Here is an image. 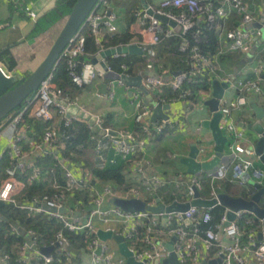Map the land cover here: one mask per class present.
Returning <instances> with one entry per match:
<instances>
[{
	"label": "built area",
	"instance_id": "2783aa9c",
	"mask_svg": "<svg viewBox=\"0 0 264 264\" xmlns=\"http://www.w3.org/2000/svg\"><path fill=\"white\" fill-rule=\"evenodd\" d=\"M14 5L15 10L21 8V0H7ZM147 3L145 0H138L132 11L125 19L124 33L129 37L125 44L119 46L136 45L142 50L141 55L146 59V68L143 75V84L150 90L152 96L157 88L170 82L173 90H181L190 75L181 71L173 75L169 69H164L160 74L156 73L155 62L157 61V46L172 37H181L180 51L191 52V66L194 72L208 71L213 78H220L227 82L229 90L236 93L232 103L228 105L225 95L220 103V111L223 115L220 125L224 135L228 138L225 153L229 155L232 163L230 175L227 167L218 173L209 175L212 184L216 179L230 176L234 182H243L245 175H250L255 183L263 185L264 169L257 166L255 159L259 156L255 152V147L248 143L244 129L240 128L233 118V110H244L249 107V100L264 94V64L259 63L253 70L255 77L239 78L232 75L218 77L220 69V56L228 52H240L249 54L256 40L264 36V22H260L256 15L255 8L249 0H152ZM152 11V13L150 12ZM27 14L32 16V12ZM233 14L240 16L239 23L232 28L225 27L227 21ZM156 15H162L169 21L176 23V26L169 22H163ZM199 21H205L212 25L219 34L220 42L227 40L228 44L223 49H219L214 58L203 54L198 46L190 48L186 34L191 31ZM178 26L181 29H177ZM90 30L96 38V42L101 44L105 32L115 34L120 32L119 16L113 9L112 0H99L92 9L84 24L75 36L68 43L60 55V61H65L68 66L69 76L72 82L79 87H86L94 83L99 78H104V74L99 71L91 61L81 63L80 57L87 54V36L84 29ZM196 40H200L201 33L196 31ZM116 47V46H115ZM104 50V49H103ZM128 53H116L115 58H126ZM105 59L108 70L121 75L130 76L127 71L129 65L125 62L121 64L122 71L115 70ZM0 69L7 76H12L10 71L2 66ZM130 88L122 79L109 80L107 92L109 98H115V84ZM134 99L138 111L135 120L141 126L142 138L131 133L115 130L108 125L103 118L95 113H91L80 105V97L73 96L65 88L60 87L53 81V73L45 79L40 88L30 96L23 107L10 114L0 121V139H7V148L0 155V161L4 155L10 159V166L6 169L7 177L0 185V201L15 203L23 210L35 214H47L56 218L63 224V228L72 232H87L86 250L90 253L92 264H127L124 256H117L109 241L102 242L98 237L99 228L97 220L102 224H114L118 226L112 229L115 233L125 237L129 248L134 252L137 260L145 264H161V258L168 256V250L164 247L167 239L175 236V251L179 260L183 264H201L209 261V251L217 248L216 258H221L219 264H264V241L257 239L259 228H264V217L253 218L251 214L244 210L236 211L235 221L228 219L227 210L221 218V222L211 225L213 219L210 209L192 206L185 212H163L154 213L150 210L128 212L115 205L106 207L105 202L113 198L141 199L148 206H157L164 203L157 195L164 184L163 178L145 168L142 162L134 163L132 175L140 186L113 188L107 183L95 177V175L82 163L72 162L61 157V152L65 148L64 139L67 134H60L59 128L49 127L42 136L35 138V133L28 119L51 121L55 110L60 121L65 127H71L76 121L84 120L77 115L68 114V106L77 104L81 109L87 111L96 118L91 128L101 130L102 137L97 140L96 159L101 165L106 162L115 163L116 158L108 159L107 153L112 151L121 160L128 161L140 156L147 145L145 140L154 134H162L167 127H175L170 120L166 123H155L151 125L147 118L151 114L152 106L146 103V95L137 87ZM211 95V93H204ZM158 102L167 103L163 98H158ZM67 103V105L64 104ZM86 121V120H85ZM88 122V121H87ZM146 137V138H145ZM29 150V151H28ZM201 151H204L202 148ZM54 155L61 160L65 170V186L61 187L55 181V188L58 190L53 194L34 196L24 202L16 201L15 195L24 187L23 179L17 178L19 170L29 168L32 170L30 181L42 179L44 172L36 165L35 160H28L29 154ZM38 155V156H39ZM146 167L152 168V164L146 161ZM203 174L195 175L188 185L187 197L191 200L195 194V187L201 192ZM85 192L89 195V210L84 206L79 198L74 200L76 192ZM214 190L211 197H216ZM209 197V198H211ZM180 201V200H175ZM42 205L54 209L49 211ZM167 205V204H166ZM65 207L64 213L60 210ZM248 214L247 222L254 225L248 233L244 231L239 220ZM3 218L0 214V223ZM228 223V224H227ZM259 224V225H258ZM258 225V226H256ZM12 230L20 232V228L12 225ZM34 230H28L27 236L34 238ZM224 236L229 240L225 241ZM51 246L59 248V252L70 255L72 247L71 240L63 230L56 234L55 241ZM10 255L0 254V264H8ZM39 259L42 264H61L62 261L52 254L44 255L37 246L36 241L27 240L19 247L18 261L21 264H31L33 260Z\"/></svg>",
	"mask_w": 264,
	"mask_h": 264
},
{
	"label": "crops",
	"instance_id": "0c3cea01",
	"mask_svg": "<svg viewBox=\"0 0 264 264\" xmlns=\"http://www.w3.org/2000/svg\"><path fill=\"white\" fill-rule=\"evenodd\" d=\"M60 1L61 0H23V8L21 7L22 9L15 10L13 4L10 2L7 0H0V66H2L5 70L10 71L13 75L26 77L40 65L57 38L59 34H56L58 29L64 25H62V19H54L55 23L47 28L48 24L50 25L51 23L44 20L45 16L55 9ZM137 1L138 0H112L113 9L119 16L120 26V32L115 34H124L125 19L132 11ZM145 1L147 3H153L152 0ZM249 2L251 5H253V8H255L254 10L260 22H264V0H249ZM28 11L32 12L33 15L29 16L27 14ZM239 21L240 16L233 14L232 17L225 21V27H235ZM40 29L42 31H40ZM109 35H111V33L105 32L103 39ZM102 44H99L101 48L98 53L103 49L115 47H104ZM226 44H228V41L222 40L220 42V49H224ZM254 46L249 54H243L240 52L225 53V56L223 57L224 59L219 61L220 69L218 70V77H223L226 75H232L239 78L255 77L253 72L254 68L259 63L264 64V36L261 39L256 40ZM7 50L10 59H8L5 54V51ZM249 55L251 56L249 57ZM129 58L135 59V57ZM12 61L15 64L13 67L11 66ZM145 68L146 67H143L139 69L136 74H132L129 72L131 69L129 67L127 73L130 76H138L144 72ZM155 70L157 74L161 73L158 68ZM108 82L109 80H106L105 78H99L94 83L86 87H75L74 91L68 88L65 89L72 93L73 96H79L81 98L80 105L82 108L91 113L100 115L103 120L108 125L113 126L115 130L131 133L142 138V131L139 129V126L135 120L136 113L138 111L136 101L134 99V93L137 91L136 86L129 85L130 88L126 89V87L116 83L115 98L111 99L109 98V94L106 89ZM210 93L211 95H204L203 93L200 96V101L196 105L195 110L190 109L191 107L188 101L183 98H174L167 101V103L171 104V109L165 110L164 112L170 116L168 120L174 123L175 127H170L167 124L168 122H165L167 120L161 118L155 122L152 121L154 110H151V114L147 118V121L151 125L158 122H164L169 128H166L167 130L165 129L166 131H164V134L159 135L153 133L152 136L147 138L148 140H145L147 145L146 150H144L143 153L137 158L130 159L131 162L129 163L131 164H127V169L124 171L126 179L124 187H129L132 185L140 186V183L135 181L132 175L131 166L137 162H142L147 170L154 174H158L163 178L164 184L160 189L166 190L164 191L165 194H167L169 189L180 188V185L183 184L188 187L190 181L195 175H192L188 172L187 166L182 164L180 159L189 155L193 145H197L200 148V151L202 148L204 149V151H201L199 161H209L216 155L215 140L213 138L212 131L203 126V122L205 120H210L213 117V113L210 111L209 107L205 105V101L212 96V89L210 90ZM235 96V91L229 89L225 91V99L227 100L228 105L232 103ZM256 101L259 105L264 107V94L257 96ZM233 118L237 125L244 129L246 135L248 133L249 135H254L257 137L256 133L249 128V125L253 124L257 120L256 114L250 105L244 110L234 109ZM58 126L59 125L56 127ZM3 141L7 143V139L3 137L0 139V144ZM248 143H250L249 140ZM255 146L256 145L254 144V147ZM38 155V153H35V156L29 154L27 159L30 161L33 159L35 160ZM91 156L94 158V160H96V151ZM225 156V160L213 170L201 172L203 177L207 176V178H209V175L218 173L221 169L225 170V167H227V170L229 171L228 175H230L232 163L227 152L225 153ZM107 157L109 160L112 158L120 160V158L115 156L114 152L112 151L107 153ZM146 161H149L152 164V168L146 167ZM255 161L257 166L264 169V165L261 163L258 157L255 159ZM106 163H108V161ZM217 181L230 182L232 185H230V187L224 193L234 197L245 195L251 190V187L254 186L255 183L248 174L244 176L242 183L231 181L230 176L216 179L214 183ZM218 186L220 187V185ZM214 190L216 193H219L217 189H213L210 193V196L206 198L211 197ZM186 195L187 192L182 197V199L178 200L182 202L188 200ZM109 203L112 204L111 200H107L105 202V206L109 205ZM226 210L227 208L225 207V212ZM252 217L256 219L258 218L254 215H252ZM96 223L99 228H118V226L114 224L106 225L100 223L98 220ZM262 230V227L259 228L257 233L258 240L259 233L262 232ZM171 239L172 238L167 239V241L164 242V247H166V244L171 241ZM224 240L228 241L229 239L224 236ZM115 245L116 247H113V250L115 251L116 255L122 256L119 252L117 244ZM69 252L70 255L65 259L66 261L63 264H92L91 255L86 249L80 250L72 246ZM216 252V247L210 249L209 260L219 259L216 258Z\"/></svg>",
	"mask_w": 264,
	"mask_h": 264
},
{
	"label": "trees",
	"instance_id": "16d2710c",
	"mask_svg": "<svg viewBox=\"0 0 264 264\" xmlns=\"http://www.w3.org/2000/svg\"><path fill=\"white\" fill-rule=\"evenodd\" d=\"M76 2L77 0H61L57 4L56 8L45 16L44 20L51 23L50 25L48 24L47 28L55 23L54 19H62V25L65 24V21ZM21 3V7L23 8V0H21ZM61 29L62 27L58 29L56 34H58ZM198 30L201 33V38L197 41L195 34ZM40 31L42 30L40 29ZM84 33L87 36V54L80 57L81 63L91 61L101 48V46L97 44L96 38L92 35L90 30L87 28L84 29ZM186 37L190 42V48L192 46H198L201 52L210 58H214L219 52L220 40L218 31L205 21H199L197 25L186 34ZM128 40L129 37L125 33L122 35L111 34L107 36L103 40V44H101L104 47L117 46L125 44ZM180 44L181 37L177 36L162 41L156 48L157 61L155 62V66L160 72L164 69H169L171 72L183 71L189 75L191 74L189 79L184 83L181 90H173L170 82H167L162 87L156 89L153 97L156 100L158 98H163L166 101L174 98H183L188 101L191 107L190 109L195 110L196 105L200 101V96L203 93L210 92L213 77L208 71L198 73L194 72L190 60L191 52L190 50L187 52H181L179 49ZM5 52L7 58L10 59L8 50ZM128 56L135 57V59H131ZM224 56L225 55L220 56L221 61L224 59ZM107 61L117 71H120L116 68L118 64L121 66L123 62L127 63L131 68L129 72L132 74H136L139 69L146 67V59L141 55L128 54L126 58H115L111 56L107 58ZM14 65V62L12 61L11 66L13 67ZM53 81L60 87L66 89L68 88L73 91L75 87L82 88L72 82L69 76L68 66L65 61H60L55 68L53 72ZM23 105L20 108H17L14 112L20 110ZM53 111L55 118L51 121L28 119V122L31 124L36 135L35 138L42 136L47 128L59 125L57 128H59L60 134H67V137L64 139L65 148L61 152L62 158L68 159L73 163L77 162L84 164L86 168H89L93 172L95 177L102 180V182L111 185L113 188L124 187L126 181L124 171L127 169V164H131L129 163L131 160L124 161L120 159L116 160L115 163L108 162L105 165H101L97 159L94 160L91 156L96 151L97 140L102 137L101 130L91 128L85 120L76 121L71 127L67 128L60 121L57 112L55 110ZM138 126L142 131L141 126L139 124ZM166 128L168 129L169 127L167 126ZM162 134H164V132ZM10 163L9 157L4 155L0 161V185L7 177L6 169L10 166ZM35 163L43 169L44 175L40 180L30 181L29 177L32 172L31 169L25 168L24 170L18 171L17 178L23 179V182L25 183L24 187L15 195L16 201L18 202H24L27 199H32L36 195L42 196L47 193L53 194L62 190V188L58 190L55 188V181L61 187L65 186V170L63 163L59 158L54 155H39L35 158ZM217 184L220 185V189H218L219 192H225L230 185H232L230 182L226 181H218L212 185L215 186ZM164 191L166 190L160 189L157 193L163 202L172 203L176 200L173 196L164 200L160 195V193ZM255 191V186H252L251 190L242 196L250 198ZM167 194H170V191H168ZM202 196L204 195L202 194ZM73 198L74 200L80 198L87 210L91 208V205H89L90 197L87 193L77 191ZM209 212L213 217L210 224L214 225L221 222V218L225 213V207L223 205H217L216 207L210 209ZM0 214L3 216V220L0 223V254L8 253L10 255L8 264H21L18 261L19 247L23 242L27 240H34L40 248L44 246H51L55 241L57 232L60 230H63L65 234L69 236L74 248L80 250L86 249V231L72 232L64 229L63 224L59 220L47 214L30 213L29 211L23 210L15 203L11 202H6L1 206ZM249 217L250 216L246 214L238 221L241 228L246 231V233L255 227L254 225L246 223ZM12 225L18 226L20 228V232L13 231L11 227ZM28 230H34L37 235L34 238L28 237ZM128 244H130V241H128ZM51 254L61 260V264L66 261L65 259L67 256L60 253L59 248L57 247L54 248ZM31 264H42V262L39 259H35Z\"/></svg>",
	"mask_w": 264,
	"mask_h": 264
},
{
	"label": "water",
	"instance_id": "95a60500",
	"mask_svg": "<svg viewBox=\"0 0 264 264\" xmlns=\"http://www.w3.org/2000/svg\"><path fill=\"white\" fill-rule=\"evenodd\" d=\"M98 2L99 0H77L48 54L31 74L26 77L17 75L7 76L0 69V121L7 118L17 108H20L26 100L40 88L45 79L54 72L60 62L61 53L75 34L80 30L86 18ZM150 12L152 13V11ZM156 16L163 22H169L171 25L176 26V23L169 21L167 17L162 15ZM141 52L142 50L136 45L106 48L94 56L92 63L104 74V78L106 80L120 78L127 85L139 87L146 95V103L153 107L154 112L152 121L155 122L160 118L168 120L170 116L165 114L164 111L170 110L171 104L160 103L153 98L150 90L143 84V75H121L117 72L108 70L107 63L105 62L106 58L111 57L116 53L141 54ZM179 73H181V71H174L173 75H177ZM211 89L212 96L205 101V105L209 107L210 111L213 113V117L210 120H205L203 122V126L212 131L213 138L215 140L216 155L209 161H199L201 156L200 148L197 145H193L189 155L180 159L181 163L187 166L188 172L192 175L213 170L226 158L225 149L228 138L224 135L220 125L223 117L220 111V103L225 95V91L229 88L227 82L215 78L212 80ZM64 104L67 105L66 102H64ZM249 104L254 110L257 118L256 122L249 125V128L257 135L258 139L255 146V152L259 156L261 163L264 165V107L257 103L255 97H252L249 100ZM68 114L77 115L78 117L88 121L90 124H94L96 121L94 116L81 109L77 104H71L68 106ZM254 186L256 191L250 196V198H246L244 196L234 197L224 192L217 193L216 197L206 198L203 197L201 192L195 187V194L191 200L183 202L174 201L167 205L159 203V199L157 206H148L145 201L135 198H113L111 199V202L113 205L128 212L150 210L154 213L185 212L192 206L212 209L217 205H223L228 209L227 215L230 221H235L236 211L239 210H244L255 217L262 218L264 217V186L258 183H254ZM3 204L4 202L0 201V210ZM42 206L49 211H54V209L45 205ZM65 211V207L60 210L62 213ZM98 237L102 242L111 240L115 241L120 254L127 259V264H145L143 261H139L135 258L134 252L129 248L123 235L115 233L112 229L101 228L98 231ZM176 239L177 238L173 236L171 241L166 244L168 256L161 258L158 262L161 264H183L179 260L178 254L175 251L174 242ZM259 240H264V228L262 232L259 233ZM55 247L56 246H44L40 248V251L44 255H50ZM220 262L221 258L204 261L202 264H219Z\"/></svg>",
	"mask_w": 264,
	"mask_h": 264
},
{
	"label": "rangeland",
	"instance_id": "374dc122",
	"mask_svg": "<svg viewBox=\"0 0 264 264\" xmlns=\"http://www.w3.org/2000/svg\"><path fill=\"white\" fill-rule=\"evenodd\" d=\"M177 29H181V27L180 26H178V28ZM255 47V46H254ZM251 55H249V57H250ZM116 68L117 69H119L120 71H122V69H121V67H120V65L118 64V66H116ZM228 92H230V91H228ZM246 137H247V139L250 141V145L251 146H254V144L256 145V143H257V137H255L254 135L252 136V135H249L248 133H247V135H246ZM6 148H7V143H5L4 141L0 144V155L6 150ZM206 176V175H205ZM207 177V176H206ZM218 182V181H217ZM201 183H202V194L205 196V197H208V196H210V193H211V191L213 190V189H220L219 188V184H217V185H215V186H213L212 185V182H211V179L210 178H201ZM187 186H185L184 184L183 185H180V188H174V189H169V191H170V194H165V192H161L160 193V195L162 196V198L164 199V200H167L169 197H171V196H173L174 198H176V200L177 199H182V197L185 195V193L187 192ZM210 191V192H209ZM111 206H113V204H110L109 203V205H107L106 207H111ZM112 225V224H111ZM109 243H110V245L112 246V247H116V243H115V241H109Z\"/></svg>",
	"mask_w": 264,
	"mask_h": 264
}]
</instances>
